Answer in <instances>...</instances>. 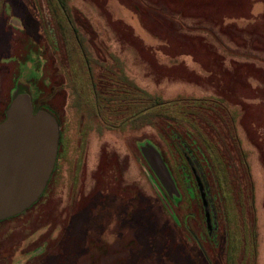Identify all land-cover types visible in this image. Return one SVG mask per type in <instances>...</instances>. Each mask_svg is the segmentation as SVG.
I'll return each mask as SVG.
<instances>
[{"label": "rangeland", "instance_id": "obj_1", "mask_svg": "<svg viewBox=\"0 0 264 264\" xmlns=\"http://www.w3.org/2000/svg\"><path fill=\"white\" fill-rule=\"evenodd\" d=\"M3 9L26 26L1 19L0 48L27 60L0 65L1 103L25 89L60 138L0 264H264V0Z\"/></svg>", "mask_w": 264, "mask_h": 264}, {"label": "water", "instance_id": "obj_2", "mask_svg": "<svg viewBox=\"0 0 264 264\" xmlns=\"http://www.w3.org/2000/svg\"><path fill=\"white\" fill-rule=\"evenodd\" d=\"M33 106L27 91L19 88L0 123V222L40 200L56 165L58 122L52 111L35 113Z\"/></svg>", "mask_w": 264, "mask_h": 264}, {"label": "flooded vegetation", "instance_id": "obj_3", "mask_svg": "<svg viewBox=\"0 0 264 264\" xmlns=\"http://www.w3.org/2000/svg\"><path fill=\"white\" fill-rule=\"evenodd\" d=\"M4 16V17H3ZM15 18H17V19H20L21 17L18 15V13H17V15L14 13V12H12V11H8V9H3V10H0V20L1 19H3L2 20V24L1 25H3V23H5L6 24V26H10V30L12 31V28L13 27H16L15 26V24H14V20H15ZM21 20H22V18H21ZM22 22H23V27H25L26 26V22L25 21H23L22 20ZM0 25V26H1ZM12 27V28H11ZM21 28L23 31H24V29L25 28ZM0 29H1V27H0ZM8 29H9V27H8ZM18 30H15V29H13V31H12V33H14L15 34V37H16V35H17V33L19 32V30H20V28H17ZM20 32H21V30H20ZM6 42H7V51H5V50H3L2 48H0V65H5V63H13L14 64V66H15V68H14V70L16 71L17 70V68H16V65H15V61L14 60H17V59H21V60H24V61H26L27 59L26 58H24L23 56L22 57H20L19 55H18V53H17V51H16V48L12 45L11 46V42L13 43L14 41L12 40V38L10 37V36H8V35H6ZM9 46H11V47H9ZM17 53V54H16ZM27 55V54H26ZM5 62V63H4ZM14 71V72H15ZM13 72V73H14ZM12 75H16V74H11V76ZM12 81V80H11ZM12 84L14 85V83H13V81H12ZM15 87L14 86H12L11 87V89L8 91V98H7V102L5 103V105L3 104V103H1L2 102V99H0V123H2L4 120H5V118H6V110H7V108H8V106H9V104H10V102H11V98H12V95H13V89H14ZM151 159L152 160H154V162H156L155 160V158L151 155ZM186 177H184L183 178V181H184V183H185V185H186V190L188 191V193H189V195L191 196V197H194V195H193V190H192V188H191V186H190V183H189V181H190V177H188V179H189V181L188 182H186ZM172 180V179H171ZM173 181H174V183H175V185L177 186L180 182H178L177 180H176V178L174 179L173 178ZM48 194V193H47ZM175 196H173L172 195V198H174ZM10 221V220H9ZM8 221V222H9ZM5 223H6V221H5ZM19 223H13L12 225H9V226H4L3 227V225H4V223H0V234H3V233H5V232H10L12 229H10L11 228V226H14L13 228V231H15V229H17L16 227V225H18ZM4 228V229H3ZM1 236V235H0ZM28 237H31V234L28 236ZM14 246V245H13ZM19 254H17L16 253V255H13V256H11V254H10V256L11 257H9V258H11V259H15L16 258V256H18ZM11 264H12V262H11ZM13 264H16V263H14L13 262Z\"/></svg>", "mask_w": 264, "mask_h": 264}, {"label": "crops", "instance_id": "obj_4", "mask_svg": "<svg viewBox=\"0 0 264 264\" xmlns=\"http://www.w3.org/2000/svg\"><path fill=\"white\" fill-rule=\"evenodd\" d=\"M221 1H222V0H221ZM262 4H263V3H262ZM262 6H263V5H262ZM260 14H261V12H260ZM259 17H260V16H259V14H258V17H257V18H259ZM170 182L173 183L174 181H172V180L170 179ZM48 184H49V183H48ZM38 202H39V201H38ZM38 202H37V203H38ZM30 209H31V208H30ZM30 209H29V210H30Z\"/></svg>", "mask_w": 264, "mask_h": 264}, {"label": "trees", "instance_id": "obj_5", "mask_svg": "<svg viewBox=\"0 0 264 264\" xmlns=\"http://www.w3.org/2000/svg\"><path fill=\"white\" fill-rule=\"evenodd\" d=\"M262 33V32H261ZM263 35V34H262ZM38 94H39V91H38ZM35 98H37V97H35ZM185 177H186V182H188L189 181V179H188V177L185 175ZM3 223V222H2Z\"/></svg>", "mask_w": 264, "mask_h": 264}]
</instances>
